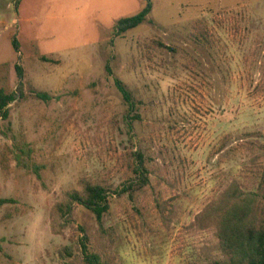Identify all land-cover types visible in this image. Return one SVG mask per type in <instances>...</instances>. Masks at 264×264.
Segmentation results:
<instances>
[{
    "label": "rangeland",
    "instance_id": "374dc122",
    "mask_svg": "<svg viewBox=\"0 0 264 264\" xmlns=\"http://www.w3.org/2000/svg\"><path fill=\"white\" fill-rule=\"evenodd\" d=\"M145 3L0 0V89H16L15 66L23 85L0 122V264H58L81 229L111 264H205L216 242L195 216L232 181L255 189L264 0H151L146 20L116 36ZM84 179L107 191L105 234L77 205L53 234L51 208Z\"/></svg>",
    "mask_w": 264,
    "mask_h": 264
},
{
    "label": "trees",
    "instance_id": "16d2710c",
    "mask_svg": "<svg viewBox=\"0 0 264 264\" xmlns=\"http://www.w3.org/2000/svg\"><path fill=\"white\" fill-rule=\"evenodd\" d=\"M145 1L139 13L116 23V36L137 28L146 20L151 11V0ZM12 46L18 51L16 39L12 40ZM14 70L18 79L16 89L12 92L0 89V122L8 120L9 105L23 96L21 68L15 66ZM115 87L129 110L134 112L135 105L127 90L118 81ZM135 119H138L137 115H133L132 120ZM136 159L132 172L135 180L145 186L148 172L143 167L142 156L138 154ZM257 170L258 181L254 190L244 191L238 182L232 181L195 216L191 226L200 231H212L216 242L212 247V252L217 253L216 257L206 259L205 264H264V157ZM79 184L80 189L64 192L61 201L51 208L50 221L52 225H57L52 233L57 235L71 225L74 206L77 205L91 213L97 232L104 235L103 225L109 210L107 191L103 186L85 179L80 180ZM8 202L1 200L0 205ZM80 232L77 247L68 246L57 251L58 264H111L103 259L97 248L90 247L91 241L86 233L82 229Z\"/></svg>",
    "mask_w": 264,
    "mask_h": 264
}]
</instances>
